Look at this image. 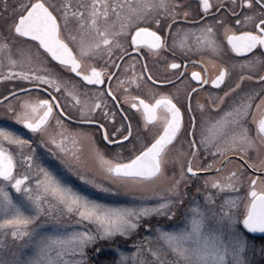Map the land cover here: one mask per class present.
<instances>
[{
  "label": "snow or ice",
  "instance_id": "6c2138e0",
  "mask_svg": "<svg viewBox=\"0 0 264 264\" xmlns=\"http://www.w3.org/2000/svg\"><path fill=\"white\" fill-rule=\"evenodd\" d=\"M6 81L30 87L0 92L3 114L25 130L0 124V264H253L245 230L264 233V0H0ZM207 85L228 90L201 102ZM73 118L105 147L70 129ZM234 159L243 163L229 168ZM158 180L168 183L145 188ZM106 184L155 202L112 205L84 187L112 193ZM73 216L94 227L68 231Z\"/></svg>",
  "mask_w": 264,
  "mask_h": 264
},
{
  "label": "rangeland",
  "instance_id": "374dc122",
  "mask_svg": "<svg viewBox=\"0 0 264 264\" xmlns=\"http://www.w3.org/2000/svg\"><path fill=\"white\" fill-rule=\"evenodd\" d=\"M14 84L18 85L19 87H30V85L26 84V83H21L19 81H6V82H0V92H4V94H7V90L13 88ZM43 98H47V97H43ZM110 111H113L112 107L109 108ZM4 108L0 107V124H6L9 126H15L17 128L18 131L24 132L25 130L22 129L20 126L18 125H14V122L12 121L10 116H5L4 114ZM68 127L70 129H75V128H84L86 131H89L86 127H82V126H76V125H72L70 123L65 122ZM158 125H157V129H158ZM157 129H153L154 131ZM90 132V131H89ZM25 138H31L30 136H26ZM101 148H104L105 146L99 144ZM35 146V144H34ZM49 147H52L51 145H49ZM36 152H37V158H38V162H40L39 158L44 156L47 153V149L41 147L36 148ZM84 158L86 161V165L88 167L89 170L95 172L98 171V163L94 160H92L89 156H88V152H87V146L85 145V152H84ZM48 159L51 160L52 157L51 155L48 156ZM177 171H178V167H177ZM213 175H215V173H213ZM69 176L71 177L72 182L74 183V186L76 187H80L82 185V181H80L78 178H76L75 176H72L71 173H69ZM102 176V174H101ZM168 183V181H164V180H158L155 181L152 184H147L145 185L146 189H152L154 187L157 186H163L166 185ZM197 186H199V179H197V181L195 182ZM106 186L108 187H112L113 191L112 193H104L101 192L100 190L90 186V185H85L84 187L87 188V194H90L92 196L93 199H97V200H101L104 203H108V204H112V205H131V204H138L141 202H149V203H154L155 200L154 198L151 196L150 191H133V192H128L125 189H122L118 184L117 185H111V184H106ZM241 194H243V191L241 190ZM16 194L14 193V196ZM76 217H64V223L68 225V231H72L75 229H85V228H93V225H88V224H77L75 223L76 221ZM152 223L156 224V223H163V221H158L157 219H153ZM184 221L182 220L181 223L179 225H167V229H173V228H181L184 226ZM54 226L51 224L46 225L42 231L45 232H51L53 231ZM142 231V235H146V236H151L154 235L151 231H144L143 229ZM249 239V237H248ZM250 240V239H249ZM20 242H17V245ZM129 244H131V241L129 242ZM153 246H155V243L153 244ZM126 250H133L130 247H127ZM28 251H31L30 249ZM259 252V247L257 245V248L255 249H250L248 256L249 258H251L254 254Z\"/></svg>",
  "mask_w": 264,
  "mask_h": 264
},
{
  "label": "flooded vegetation",
  "instance_id": "af4514ba",
  "mask_svg": "<svg viewBox=\"0 0 264 264\" xmlns=\"http://www.w3.org/2000/svg\"><path fill=\"white\" fill-rule=\"evenodd\" d=\"M188 2L191 3L192 7L195 8L196 7V0H188ZM198 19V17H196ZM190 26V25H189ZM142 51H145V57L147 60H148V65H149V70L153 71V74L154 75H163V68H162V65H163V61L160 60L159 58H153L151 57V55L149 53H147L146 50H143ZM259 54V53H258ZM165 55H167V53H165ZM229 56H231L232 58L234 59H241L242 57L239 56V54H235V53H228ZM246 56L250 57V54H246ZM193 60H198L200 59L201 57L200 56H192L191 57ZM204 61L205 63H208L209 59H212V60H216V57L215 56H209L208 54H205L204 55ZM139 60V58H137ZM181 63H183V61H179ZM218 63H223V61H218ZM137 67H139V63L137 64ZM160 68L161 70L159 72H157V69ZM189 69L190 71L192 70H195V71H201V72H205V69L203 67H200L199 65H197L195 68H192V66L190 65L189 66ZM208 71L211 73V75L214 77L216 75V72H217V69L215 68H212L211 65L209 66V69ZM250 74V73H249ZM186 81H187V77H186ZM229 84V81H226V85ZM152 85L149 84V87H151ZM181 89L183 88V85H178ZM191 86H195L194 84L191 85ZM234 86V85H232ZM242 87L244 89H250V88H258L259 87V84L258 82H253V81H245L242 85ZM175 88L176 86H173V87H167V86H164V87H161L160 88V91H164V92H175ZM205 89L206 91L205 92H201L200 93V100L201 102H205L204 101V97L206 95V92H212L214 94H220V95H223V91H227V87L225 85H222L221 86V89L223 91H221V89H216L215 86H212V85H207L205 86ZM138 94V93H137ZM183 95V93L181 92V96ZM147 98V97H145ZM109 105H111V101L109 100L108 101ZM117 107H123L125 109V111L128 110V106L127 105H117L116 107H112L113 109V112L116 111V108ZM110 110V109H109ZM119 119V114H118V117ZM74 120H76L75 118H73ZM67 123H70L72 125H76V126H82V127H86L90 132H93L95 135H96V138H97V142L99 144H101L102 146L104 145L105 146V142H103L101 139H100V136H99V133L98 131H96V128L95 126H89V125H83V124H79V123H76V122H68V121H65ZM254 134V133H253ZM253 159H255V153H251ZM243 163L242 160H235L233 161V164L232 165H229V168H232V167H235V166H238L239 164ZM178 167V166H177ZM243 191V189H242Z\"/></svg>",
  "mask_w": 264,
  "mask_h": 264
},
{
  "label": "trees",
  "instance_id": "16d2710c",
  "mask_svg": "<svg viewBox=\"0 0 264 264\" xmlns=\"http://www.w3.org/2000/svg\"><path fill=\"white\" fill-rule=\"evenodd\" d=\"M246 235L249 237L250 241L254 242L258 246L261 243H264V236L255 237V236L249 234L247 231H246ZM136 239H139V237H136ZM104 250L109 255L112 254V252L114 251V249L111 245H106ZM249 259H251L253 261V264H264V256L260 255V251L258 253L255 252V254Z\"/></svg>",
  "mask_w": 264,
  "mask_h": 264
},
{
  "label": "water",
  "instance_id": "95a60500",
  "mask_svg": "<svg viewBox=\"0 0 264 264\" xmlns=\"http://www.w3.org/2000/svg\"><path fill=\"white\" fill-rule=\"evenodd\" d=\"M72 122H76V123H79L78 121L76 120H72ZM80 124V123H79ZM247 231V230H246ZM250 233V232H248ZM251 235L255 236V237H261V236H264V233H250Z\"/></svg>",
  "mask_w": 264,
  "mask_h": 264
}]
</instances>
